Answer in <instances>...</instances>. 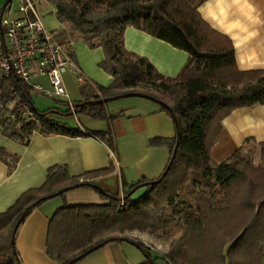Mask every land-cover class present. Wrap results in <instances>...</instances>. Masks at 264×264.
Segmentation results:
<instances>
[{
	"label": "trees",
	"instance_id": "16d2710c",
	"mask_svg": "<svg viewBox=\"0 0 264 264\" xmlns=\"http://www.w3.org/2000/svg\"><path fill=\"white\" fill-rule=\"evenodd\" d=\"M51 1L59 21L69 28L61 32L60 40L70 43L71 34L78 33L91 48L102 47L106 57L100 66L114 77L107 87L86 80L81 84L83 100L66 111H54L111 124L117 116L109 111L108 103L94 101L137 92L161 102V109L175 122L176 135L150 140L153 146L170 148L166 173L152 180L143 178L125 188L123 194L102 193V187L93 182L95 177L111 173L113 164L78 175H72L66 166L51 167L42 186L24 191L0 213V264H25L16 238L34 209L83 187L101 193L103 202L64 204L55 211L50 219L47 254L57 264L82 259L119 239L133 241L129 231L160 234L172 229L181 235L170 241L169 251L162 256L169 264H264V141L248 138L221 163L211 156L226 117L235 109L264 104V70L239 69L233 41L207 22L199 10L207 0ZM11 2L7 0L5 6ZM128 26L188 52L189 59L180 73L165 76L147 57L129 51L125 46ZM69 52L76 59L74 50ZM20 100L32 106L41 127L22 119L8 122V113ZM52 111L37 110L32 87L18 76L0 83V131L7 136L28 143L35 131L46 136L93 135L116 151L111 130L70 125L49 118ZM250 143L261 147L260 163H255L250 150L245 151ZM0 160L12 172L19 156L0 146ZM140 188L146 190L135 197ZM135 243L147 256L145 264H157L159 257L150 247L141 241Z\"/></svg>",
	"mask_w": 264,
	"mask_h": 264
},
{
	"label": "crops",
	"instance_id": "0c3cea01",
	"mask_svg": "<svg viewBox=\"0 0 264 264\" xmlns=\"http://www.w3.org/2000/svg\"><path fill=\"white\" fill-rule=\"evenodd\" d=\"M26 1L20 0L19 6ZM32 1L49 30L54 34L64 29L69 31V28L59 21L57 7L51 0ZM12 5L11 2L10 14L21 17L19 9L14 10ZM199 10L207 22L233 41L240 70H264V0H207ZM73 36L68 43L71 44L70 50H74L76 54L74 59L80 71L89 80L110 86L114 77L99 66L106 57L104 49L91 48L78 33ZM125 46L129 51L147 57L161 74L168 77H176L189 59V53L185 50L134 26L126 28ZM35 80L47 88L50 87L46 77L37 76ZM64 84L66 94L57 98L58 101L68 104L70 108L74 102L84 99L81 92L82 83L74 74L65 73ZM108 109L117 116L111 124L86 115H72L77 117L76 125L93 131L111 130L110 134L116 144L115 152L105 141L93 135L46 136L40 131H35L29 142L23 143L0 131V146L19 156L12 172H9L8 164L0 160V213L7 211L24 191L42 186L47 179L48 170L56 165L66 166L72 175H78L107 169L113 164L111 173L93 179V182L111 193L123 194L125 188L128 189L143 178H158L170 161L171 151L166 145H151L150 140L176 135L172 116L161 109L160 103L146 99L128 100L121 105L108 104ZM51 113L57 112L53 110ZM52 118L61 121L54 116ZM248 138L257 142L264 141V104L235 109L222 121L219 140L211 150L213 160L221 163L228 159ZM116 186H120L119 191H115ZM84 190L98 193L103 202L101 193L93 188L83 187L75 191ZM72 193L74 191L66 194V202L82 198L83 194ZM91 197L96 198V195L92 194ZM64 204L62 200L55 198L44 202L34 209L19 227L16 246L25 264H57L47 254V240L50 219ZM137 232L147 237L159 238L158 234ZM134 241H141L150 247L153 255L159 257L157 264H160L163 254L147 245L145 240L137 238H133V241L119 239L110 242L75 264H145L147 256ZM163 260L168 263L166 259Z\"/></svg>",
	"mask_w": 264,
	"mask_h": 264
},
{
	"label": "built area",
	"instance_id": "2783aa9c",
	"mask_svg": "<svg viewBox=\"0 0 264 264\" xmlns=\"http://www.w3.org/2000/svg\"><path fill=\"white\" fill-rule=\"evenodd\" d=\"M10 11V5L6 6L0 18V83L16 75L32 87V93L56 98L66 94L65 73L71 72L80 83L88 80L69 52L71 44L60 42L47 28L32 0L20 6L21 17L11 16ZM37 76L46 77L50 87L36 81ZM7 119H22L41 127L40 117L23 100L17 102Z\"/></svg>",
	"mask_w": 264,
	"mask_h": 264
},
{
	"label": "rangeland",
	"instance_id": "374dc122",
	"mask_svg": "<svg viewBox=\"0 0 264 264\" xmlns=\"http://www.w3.org/2000/svg\"><path fill=\"white\" fill-rule=\"evenodd\" d=\"M7 2V0H0V17H1V13L3 11V8L5 6V3ZM19 3H20V0H13L12 1V6H13V9L14 10H17L20 8L19 6ZM11 16H13V14H11ZM72 35V38L74 37L73 34ZM56 38L60 40V36H61V32H57L55 34ZM100 66V65H99ZM104 70V69H103ZM105 71V70H104ZM106 72V71H105ZM57 98L59 99L60 97H56L55 99L54 98H51V97H48V96H45V95H40V94H37V93H33V101H34V105L35 107L37 108L38 111L40 112H46L48 110H60V111H66L69 107L68 105H65L63 102H60L57 100ZM134 99H137V100H151V99H148L146 97H140V96H129V97H123V98H120V99H117V100H113V101H110L108 102V104L110 106H113V105H121L122 103L124 102H127L128 100H134ZM153 101V100H151ZM153 102H156V101H153ZM158 103V102H156ZM56 117V118H59L61 119L62 122H66L70 125H76L77 124V117L75 115H72V114H59V113H49L48 117L51 118V117ZM248 150L251 151L252 153V157L254 158V161L255 163H260L261 160H262V149L261 147L258 145V144H254V143H250L246 146L245 148V151L247 152ZM77 189H73V190H70L68 192H72L74 191V193L72 194H77V193H80V194H83L82 195V200H75L74 202H66L68 201L66 198H67V193L66 192L64 195H57L55 198V200H62L63 203L65 204H80V203H91V202H101L102 199L101 197H99L100 195L98 193H94L93 191H90V190H84V191H75ZM119 191L120 190V186L118 188V186H116L115 188V191ZM145 188H140L139 190H137V192L135 193V197H138L140 195H142L144 192H145ZM113 193V192H112ZM92 194H95L96 195V198H92L91 195ZM53 198V200H54ZM138 230L136 231H129L127 232V235H130L131 237L133 238H137L138 240H145V243L147 245H150L151 247H153L154 249H156L157 251H159L161 254H165L166 252L169 251L170 249V241L174 238H179L180 235H181V231H179L178 229H172L170 231H168L167 233H160L158 234V237L159 238H155V237H147L146 235H143L139 232H137ZM155 250V252H156ZM160 264H169L167 263L165 260L161 259Z\"/></svg>",
	"mask_w": 264,
	"mask_h": 264
},
{
	"label": "water",
	"instance_id": "95a60500",
	"mask_svg": "<svg viewBox=\"0 0 264 264\" xmlns=\"http://www.w3.org/2000/svg\"><path fill=\"white\" fill-rule=\"evenodd\" d=\"M5 7H6V6H5ZM5 7H4V8H5ZM4 8H3V9H4ZM129 96H140V97H146V95H144V94H140V93H137V92H130V93H126V94H124V95H117V96H114V97L103 98V99H100V100H97V101H94V102H95V103H108V102H110V101L117 100V99H120V98H123V97H129ZM146 98H147V97H146ZM160 103H161V102H160ZM175 151H176V150H175ZM171 162H172V160H171ZM168 167H169V166H168ZM164 173H166V171H165ZM136 189H137V187L134 188V189L132 190V192L136 191ZM101 192H102V193H106V192L104 191L103 188H102ZM24 217H25V214L20 218L18 224L21 223V221L23 220ZM80 259H81V256L78 257V258L73 259L69 264H75V263L78 262Z\"/></svg>",
	"mask_w": 264,
	"mask_h": 264
}]
</instances>
